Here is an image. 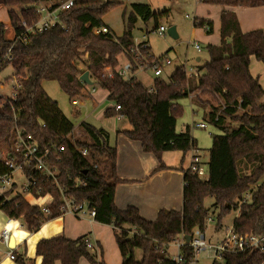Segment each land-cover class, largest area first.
I'll use <instances>...</instances> for the list:
<instances>
[{
  "label": "trees",
  "instance_id": "trees-1",
  "mask_svg": "<svg viewBox=\"0 0 264 264\" xmlns=\"http://www.w3.org/2000/svg\"><path fill=\"white\" fill-rule=\"evenodd\" d=\"M31 1L0 0L18 37L13 43L7 39L4 23L0 21V70L11 66L15 81L13 97L0 94V174L7 171L4 156L12 150L16 127L30 133L40 147L60 141L65 149L58 154V183L77 202L85 200L94 208L95 221L113 227L121 264H189L192 251L188 246L182 248L181 263L171 259L166 249L179 236L192 235L195 228L204 232L205 220L214 212L211 209H216L217 229L222 219L233 213V231L263 234L264 101L261 99L264 90L251 76L248 65L250 56L264 65V32L260 29L242 32L234 13L222 11L221 43L206 45L208 60L198 68L203 72L187 75L183 66L176 67L167 81L154 78L149 91L134 76L127 80L102 79L101 74L105 68L118 65L119 56L132 45L131 30L137 18L143 22L153 19L156 27L159 18L168 15V9L155 10L145 3H132L125 16L126 6H123L122 33L115 37L110 27L108 32L97 34L93 28L106 25L102 16L123 4V0H79L62 14L64 29L57 26L41 34H22L20 21L32 24L37 18L29 5ZM201 1L231 7L264 5V0ZM193 25L211 31L209 19L194 18ZM11 44L10 58L6 60L3 56ZM84 71L90 80L106 89L108 99L120 106L119 109L107 107L103 116H124L131 129L123 133L138 141L143 151L155 156L158 165L153 171L165 168L162 152L186 153L196 149L189 124L183 131H176V118L181 112L178 99L190 97L194 108L202 110L204 119L218 130L210 135L206 178L190 168L183 170L179 210L163 208L153 220H146L133 206L123 210L115 206V186L123 181L116 174V148L108 145L103 129L85 122L79 126L88 139L71 137L73 123L42 87V82L52 80L69 101L84 98L87 94L79 80ZM78 148H87L88 155L81 156ZM25 171L31 178L30 191L34 195L48 192L53 196L52 203L46 206L48 212L29 204L21 195L12 196L0 209L9 217L21 218L26 229L34 231L43 221L60 215L61 196L51 180L31 167ZM76 176L84 185L73 184L72 178ZM245 194L250 195L248 199ZM206 198L212 200L211 205H206ZM136 250L140 251L138 259ZM35 253L41 257V264H53L56 260L60 264H78L79 256L97 264L85 248L83 236L72 240L60 235L40 239ZM15 260L26 264L21 255ZM263 260L264 255L258 250H247L226 253L222 261L211 264H259Z\"/></svg>",
  "mask_w": 264,
  "mask_h": 264
},
{
  "label": "crops",
  "instance_id": "crops-1",
  "mask_svg": "<svg viewBox=\"0 0 264 264\" xmlns=\"http://www.w3.org/2000/svg\"><path fill=\"white\" fill-rule=\"evenodd\" d=\"M195 1L196 15L194 18L211 20V31L206 32L203 26H194L192 20L194 31H192L191 35L193 38L200 40V42L205 45H220V15L222 11L234 13L242 32H249L257 29L264 32V5L257 7H231L207 4L201 0ZM132 3L145 2H131L130 4ZM0 7L4 6L0 5ZM4 12L6 13L7 21H4L1 18L0 21L4 24H7L8 22L7 26L4 25L5 37L11 40L14 32L9 24L7 11L4 10ZM105 24L110 27L107 23ZM112 31L114 32L115 37L120 36L122 33V30L120 32H116L112 29ZM193 49L197 52L195 48ZM124 60L125 57L123 55L118 58L119 63ZM195 61L199 62L200 57H196ZM179 66H183L187 73L200 74L203 72L198 69L200 67L198 63L191 64L187 67V65L183 62L180 63ZM248 69L251 76L257 79L258 83L264 90V65L262 62L256 60L253 56H250ZM135 78L137 79L136 74ZM45 82L48 81L42 82V87ZM92 86H95V89L93 92H90V88ZM83 88L85 94H87L84 98L77 97L74 100L69 101L71 104V113L74 115L75 119V121H73V119L62 111L57 97L49 94L43 87L47 95L57 102L58 107L63 114L73 123L74 128L72 133L76 130L77 126L80 127V122H85L96 128L103 129L102 135L106 139L108 145L116 148V174L119 178L123 179V181L118 182L115 186L113 195L115 206L121 210L127 208L128 206H133L137 209L139 215L146 220H153L156 217L157 212L163 208L179 210L182 204L181 192L183 186V170L189 168L190 159L193 153H196L200 159L197 146L194 152L193 150L187 151L186 153L179 150L162 152L161 161L165 165V168L153 171V169L157 167L158 161L152 153L143 151L138 141L129 139L123 133L124 130L131 129L130 124L124 116L119 114L104 118V109L99 114H101V119L103 118L106 122H102L100 120V123L97 125L93 123L94 121L90 120V113L95 112L103 100L111 101L109 106H113V101L107 97L108 92L106 89L99 87L92 80L90 85H84ZM101 90H105V93ZM96 94L98 95L96 96ZM188 98L192 109L195 110L190 97ZM82 136H84V133H82ZM200 163L201 159L199 160L197 166L201 167ZM25 197L27 198L28 196ZM27 199H25V201H32L31 198ZM45 199L49 200V197H45L44 200ZM211 216L213 215L211 214ZM7 217L8 216L0 209V230ZM20 222L22 223L21 227H17L16 224L9 225L11 230L10 238L12 237V247L15 258L18 255H21L25 258L26 264H41V257L35 253L37 241L59 235L71 240L81 236H83L84 239L89 240L92 244V249H87V251L94 256L97 264H121V256L114 239V229L109 224L99 223L86 215L81 218H77L70 214L45 220L34 231H28L21 218ZM229 228H231V222L228 223V226H226L224 230L227 231ZM224 234H222L220 238H222ZM7 251L8 249L6 246H4L0 241V264H18L15 259L11 260L7 257ZM175 252L176 250L174 246L170 245L168 253L172 255ZM53 264H60V261L56 260ZM78 264L90 263L84 257L79 256Z\"/></svg>",
  "mask_w": 264,
  "mask_h": 264
},
{
  "label": "built area",
  "instance_id": "built-area-1",
  "mask_svg": "<svg viewBox=\"0 0 264 264\" xmlns=\"http://www.w3.org/2000/svg\"><path fill=\"white\" fill-rule=\"evenodd\" d=\"M76 1L79 0H32L29 4L36 15V21L32 24H27L25 20L20 21V25L23 27L22 34H41L53 27H61L64 29L62 24V14L67 11ZM165 27L158 25L155 27V31L159 36H164ZM109 31L107 25L93 28L94 33H106ZM18 37L13 35L11 39L12 43L16 41ZM148 44L144 41H137L133 39L132 45L125 51V60L118 63L113 69L105 68L101 74L102 79H109L117 77L121 80H127L131 76L135 77L137 70H145L150 68L154 78H161L163 68L171 63L169 58L163 55L155 56L147 48ZM193 48L197 51L200 50V45L196 42L192 43ZM12 44L7 48L4 58L8 60L10 58L9 52ZM143 48V49H141ZM186 72V71H185ZM186 74H191L187 73ZM83 85L85 84L81 81ZM15 84V83H14ZM149 91H152V86H147ZM95 86L90 88V92H93ZM14 87L11 88L8 96H14ZM74 103V102H73ZM115 109H119V105L113 102ZM41 126H44L42 123ZM194 127L205 128L206 124L204 121H197L193 123ZM65 147L60 141H50L47 145L40 147L36 139L22 127L15 128V138L12 146V150L4 156V164L7 171L0 174V206L4 205L12 196L21 195L25 200L31 198L32 201L28 200L31 205H37L41 208L42 212H48L46 206L50 205L53 201V196L46 192L44 194L34 195L30 191L31 178L26 174L25 168L31 167L32 171H36L40 176L51 180L57 187L61 196V203L58 207L60 215L70 214L74 217L81 218L82 216H88L93 218L95 214L94 208H90L85 200L77 202L71 195L67 194L63 186L58 183L59 168L57 163L60 161L59 153L64 151ZM196 150V149H191ZM78 153L81 156L88 155L87 148H78ZM1 157V155H0ZM199 156L193 153L190 159L189 168L192 171L201 170L197 166L199 162ZM97 167L96 164L93 165ZM18 174L22 181L18 182ZM72 182L75 186L84 185V181L77 176L72 178ZM25 196H28L27 198ZM249 197V194H245V198ZM48 198L49 200L44 198ZM214 221L213 216H208L205 220V224L208 226L209 223ZM16 224L17 227H21L19 217H7L4 225L0 230V241L8 249L7 257L11 260L15 259L13 247L9 246V239L11 230L10 224ZM173 245L176 252L169 256L176 263L183 261L182 248L188 246L192 251V257L188 261L189 264H195L197 261V255L200 252H205L207 257L211 261H222L224 254L226 253H238L247 250H258L264 255V233L261 235L253 233H237L229 228L222 238L211 242L206 239L205 231H201L198 228L193 230L192 235L189 236V240H185V236H179L178 239L168 244L167 252ZM85 248L92 249V244L89 240L85 239ZM94 249V248H93ZM259 264H264V260Z\"/></svg>",
  "mask_w": 264,
  "mask_h": 264
},
{
  "label": "rangeland",
  "instance_id": "rangeland-1",
  "mask_svg": "<svg viewBox=\"0 0 264 264\" xmlns=\"http://www.w3.org/2000/svg\"><path fill=\"white\" fill-rule=\"evenodd\" d=\"M131 2H145L147 3L150 8L156 10L168 9L169 14L167 16H162L158 20L159 25H163L166 29L167 27L174 25L176 28V32L178 34L177 38L170 37L165 29L164 36H159L155 31V24L153 19H149L146 22H143L140 18H137L133 28L131 30L132 38L137 41L146 40L148 46L150 47V51L155 56H159L163 54L166 58L171 60L169 65L164 66L161 78L164 80H168L170 74L174 71L176 67L180 65V63H185L187 67L191 64L198 63L202 66L207 60V50L206 45L200 42V40L195 39L192 37V31L194 28L192 26V20L196 15V1L195 0H123V4H119L114 6L110 11L102 16V20L107 23L114 31L120 32L123 26L122 20V10L123 6H126V13L125 16L128 14L130 10V3ZM6 7H0V18L4 21H7ZM4 25H8L4 24ZM7 31V30H6ZM193 38V39H192ZM196 42L201 46L200 51H195L192 47V43ZM166 51V52H165ZM165 52V53H164ZM120 57V56H119ZM200 57V61L196 62L195 58ZM81 60H84V56H82ZM81 63V62H80ZM80 66L84 68L81 64ZM137 79L143 84L144 86H149L152 84V80L154 79L150 68H146L145 70H137L136 71ZM14 77H13V69L11 66L7 65L2 70H0V94L8 96L10 94L11 88L14 86ZM43 87L45 90L52 95L57 97L58 102L62 108V111L68 115L73 121L74 115L71 113V104L69 102L68 97L62 93L57 86L56 82L48 81L45 82ZM105 93V90H101ZM101 92V93H102ZM198 93V92H197ZM193 93L192 95H194ZM98 94H96L97 96ZM191 95V96H192ZM264 101V95L261 99ZM178 104L181 106V112L176 118V131L184 130V125H190V134L193 139L196 141V146L198 148V154H200V171L199 177L206 178L207 176V157H208V148L211 143V134L217 133L218 130L207 122L203 117V111L200 109L193 110L188 97L178 99ZM111 101L103 100L101 104L98 106L95 112L90 113V120L94 121L93 123L97 124L102 122H106V120L101 119V114L104 109H106ZM194 111V112H193ZM99 117V118H98ZM98 118L97 120H95ZM105 118V117H104ZM202 120L205 122V128H198L194 127V121ZM131 127V126H130ZM84 131L81 127L76 128L72 133L71 137L75 138H82L88 139L87 136H82ZM18 177V182L22 181V178L15 174ZM250 196V195H249ZM249 198V197H248ZM246 196V199H248ZM29 199V198H28ZM206 205H211L212 200L210 198L205 199ZM214 211L212 213L214 221L206 225L205 229V237L207 240L211 242H215L219 239L222 234L226 230V226L228 223L232 221L233 213L226 215L222 219V225L220 228H216V220H215V213L216 209H211ZM14 224V223H12ZM11 224V225H12ZM10 227V226H9ZM140 256V251H135V257L138 259ZM195 264H211L210 258L207 257L205 252H200L197 255V261Z\"/></svg>",
  "mask_w": 264,
  "mask_h": 264
},
{
  "label": "water",
  "instance_id": "water-1",
  "mask_svg": "<svg viewBox=\"0 0 264 264\" xmlns=\"http://www.w3.org/2000/svg\"><path fill=\"white\" fill-rule=\"evenodd\" d=\"M166 32H167V34L170 37L177 38V33H176L174 25H171V26L167 27ZM79 80L82 81L85 84H88V85L91 84V80L88 77V72L87 71H84V72H82L79 75ZM185 240L188 241L189 240V236H185ZM12 243H13V241H12V237H11L10 240H9V246L12 247V245H13Z\"/></svg>",
  "mask_w": 264,
  "mask_h": 264
}]
</instances>
